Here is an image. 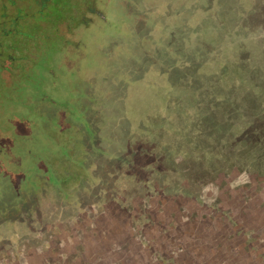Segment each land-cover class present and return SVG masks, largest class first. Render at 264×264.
Returning a JSON list of instances; mask_svg holds the SVG:
<instances>
[{
  "label": "rangeland",
  "instance_id": "1",
  "mask_svg": "<svg viewBox=\"0 0 264 264\" xmlns=\"http://www.w3.org/2000/svg\"><path fill=\"white\" fill-rule=\"evenodd\" d=\"M4 5L2 212H18L10 218L25 226L37 207L36 217L43 221L47 214L56 216L46 210V199L58 179H42L41 187L35 182L40 187L35 193L27 181L32 177L24 174L25 181L19 173L48 174L45 163H58L65 154L55 141L60 131H67L62 143L74 151L78 123L85 124L80 114L87 120L94 114L90 128L113 139L97 146L107 154L100 179H119L118 159L130 156L121 146L125 142L126 151H142L134 169H126V179L136 171L152 184L161 178L163 185L172 184L166 195L189 202L180 201L182 213L172 203L162 206L156 228L107 215L100 240L83 223L77 231L52 229L64 244L57 264H264V0H16ZM83 134L82 151L91 153ZM97 162L88 159L83 166L89 167L85 179L90 182ZM37 196L39 205L30 200ZM134 198L139 211L143 197ZM74 200L75 193L68 198ZM156 201L149 200L152 208L159 207ZM68 210L64 218L73 219ZM24 230L16 234L25 236ZM74 236L80 237L78 244ZM39 247H33L29 263L49 264L50 253Z\"/></svg>",
  "mask_w": 264,
  "mask_h": 264
},
{
  "label": "flooded vegetation",
  "instance_id": "2",
  "mask_svg": "<svg viewBox=\"0 0 264 264\" xmlns=\"http://www.w3.org/2000/svg\"><path fill=\"white\" fill-rule=\"evenodd\" d=\"M15 1L16 0H0V4L3 5L4 7L5 6L4 4H14ZM86 110H91V109H86ZM81 114L79 116V119L81 122L85 124L82 126L80 123H78L79 128L76 131L77 132L76 134L79 141L72 143L74 145L73 147L76 146L74 151L73 150L71 151L70 150L71 148H66V146L62 143L61 140L62 137L65 138L67 133V131H64L62 129L60 131V134L61 133L63 134L62 135L59 134L60 139L59 140L55 139V141L59 144V146H61V148H63V153L65 154H63V156H61L59 160L58 159L56 160L58 161V163L51 164L50 161L49 162L47 161V163H45V166L50 168L49 169L50 172L45 175L46 171L42 174L40 172L35 173L37 172V170H35L34 173L27 172L26 169L25 173H21V172L19 173L23 180H25L23 178L24 174L26 178L32 177V180L30 179L29 181L28 179L27 181L30 184V186L35 188V193H37L38 190H40V187L42 186L41 185L42 179L46 180L49 177L50 178L56 177L58 179L56 186L53 188V190H50L52 194L49 195V197H47L46 199L48 200V206H47L48 208L46 210L49 213L52 212L56 213V216L53 215L52 217V214L51 216L47 214V218H45L43 221V217L41 218L36 217V214L38 215L41 212L40 210H38L37 207L28 213L29 215H31L30 216L32 221L31 224L25 226L26 222H21V225H18L19 223L16 224L14 223V220L11 219L13 218L12 214L14 213H16V217H19L18 212L15 211L14 213H8V212L4 213L2 212V207L0 206V218H1L0 264H9V262H11V264H30L31 261H33V257H32L33 256L32 251H34L33 247L36 245L40 246L38 249L39 251L41 250L42 252H44L45 250H47V252L50 253V255L46 257L48 262H50L51 264H57L56 261L57 260L59 261L60 257L62 256L61 253L64 250L63 247L64 244L61 243L62 239L59 238L60 232L57 235H54L55 233L51 231L52 229L60 230L62 228L64 229L72 228V231L74 229L77 231V229L81 227L80 224L83 223V224H87L89 226V229H92V232L94 231L95 239L100 240L101 237L100 229L102 228V224L100 223L103 221V218L107 215L110 216L121 215L126 219L133 218L135 219L137 226L143 225L145 229L150 226H154V228H156L154 221L157 219L158 215L160 214V211L162 214V210H161L163 209L162 206L168 203H172V205L174 206L176 205L177 208L179 209L181 207L179 206L180 201L183 204L184 202L187 203L189 202L179 198L175 200V198H173L172 196L166 195L168 193L165 192L166 190H170V191L172 190L170 189L172 184L170 183V185L169 184L163 185L162 181H160L161 178H155V180H153L154 184H152V179L150 177L146 178L144 174L140 172L138 173V171L135 170L136 172L135 173L133 172V174L131 173L129 178L126 179V172H127L126 169L127 168L134 169V164L136 163L135 161L140 159V155L142 154L141 153L142 151L139 152L140 151L139 150L138 152H136L135 150L132 153L130 150L126 151L125 142L121 143V146L123 147V150L130 155L129 159L128 160L122 158L118 159L119 162L121 163V169L119 168L118 170L119 171L123 170V172L125 173L124 179H122L123 172L119 173L120 176L119 179L117 180L109 179L104 181L102 178L100 179L99 178L100 164L107 154L106 151L104 150V147L100 149L97 146L100 145V142L104 145L109 144V142L110 143L113 142V139H111L108 136L101 135L105 133L102 132V129H100V131L98 132L95 130L93 131L94 127L90 128L89 120L92 119V116H94V114H91L88 120L83 114H82L83 117H81ZM124 119L126 121V114ZM83 133H85V136H88V138L90 139L87 145L91 146L90 147L91 153L84 154L82 151V149L84 148L82 142V139L84 138ZM159 150L162 153L161 148ZM135 156H139V158H136ZM145 157H146V153L143 156V159ZM88 159L91 161L93 160V162L98 160L96 179H94L92 182L85 179V177L88 176V173L90 174L89 167H87L86 170L83 169V166L86 167L85 163L86 161H88ZM55 164L58 165V167H56ZM140 174L143 176L139 177ZM40 175L42 176L40 177ZM44 176L46 177L43 178ZM69 179H71L70 182L68 181ZM83 181H85V183L80 184ZM106 181H110V182H106ZM159 181L161 182V185H159ZM35 182H37L40 187ZM75 183L77 184V186L73 189L71 187V184L74 185ZM135 185L138 188H135ZM149 185H154V186L149 187ZM73 193H75V200L73 203H71L68 201V198ZM80 197H84L83 202H79ZM134 197H137L138 200L139 198L143 197L142 199L143 201L137 204L139 211L138 210L136 211L137 209L136 204L133 205V203L135 202ZM153 198H155L157 200L156 202L160 204L158 208L156 207L152 208V206H150L149 200ZM41 199L42 198H40V196H37L36 198L32 197V199L30 198L32 202L34 203L37 202L38 205L42 201ZM51 208H53V211L51 210ZM67 210L70 211V213L72 212L75 214L73 219L64 218L66 217ZM181 210L182 209H179L176 212H179ZM182 212L183 210L181 211V213ZM132 214L133 216H131ZM6 215L7 216L10 215V216H8V218H4ZM172 217L174 218V220H177L176 215H173ZM126 221L128 222V220ZM108 222H111V220H109ZM18 229H25L24 230L25 236L19 237L16 234ZM64 232L65 230L63 231V233ZM133 232H136L135 229L133 230ZM143 235L144 234L142 233L139 238L140 241L143 240L142 239ZM81 237L84 238L83 236ZM79 238L80 237L74 236V242H77L78 244ZM115 239L116 238H111V241H115ZM79 243L83 244V241L81 240ZM55 256H57L58 258H55ZM63 261H65V259Z\"/></svg>",
  "mask_w": 264,
  "mask_h": 264
}]
</instances>
